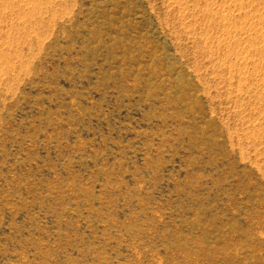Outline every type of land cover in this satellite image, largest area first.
<instances>
[{"label": "rangeland", "instance_id": "rangeland-1", "mask_svg": "<svg viewBox=\"0 0 264 264\" xmlns=\"http://www.w3.org/2000/svg\"><path fill=\"white\" fill-rule=\"evenodd\" d=\"M0 264H264V0H0Z\"/></svg>", "mask_w": 264, "mask_h": 264}]
</instances>
